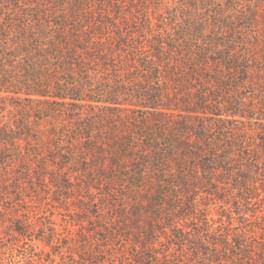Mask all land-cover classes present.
Instances as JSON below:
<instances>
[{
    "label": "trees",
    "instance_id": "1",
    "mask_svg": "<svg viewBox=\"0 0 264 264\" xmlns=\"http://www.w3.org/2000/svg\"><path fill=\"white\" fill-rule=\"evenodd\" d=\"M6 102L2 211L77 229L1 221L0 264H264V0H0Z\"/></svg>",
    "mask_w": 264,
    "mask_h": 264
},
{
    "label": "rangeland",
    "instance_id": "2",
    "mask_svg": "<svg viewBox=\"0 0 264 264\" xmlns=\"http://www.w3.org/2000/svg\"><path fill=\"white\" fill-rule=\"evenodd\" d=\"M3 107V110H0V118L2 121L6 122L9 119L8 111L12 110V107L8 102H6ZM33 191L35 190H29L28 188L20 191L23 195V202H19L20 204H15V202L13 203L12 200V204H10V206L13 207V210L3 212L2 208L0 207V211L3 212V215H0V222L3 221L2 223H4V227L9 225L8 221H10L12 218L23 219V216H27L30 218L32 223L36 224L38 221L44 223L45 221L40 219V217L45 216L55 222L56 229L59 231V233H63L64 236L66 235V231L77 229L76 226H72L70 214L66 212L57 202H55L51 193L47 195L42 191H37V189L34 193H32ZM70 209L73 208L70 207ZM70 211L72 212V210ZM2 229L3 228L0 226V233L2 232Z\"/></svg>",
    "mask_w": 264,
    "mask_h": 264
}]
</instances>
